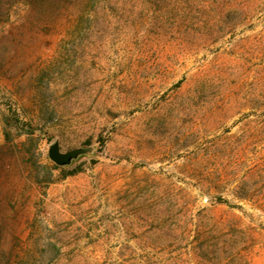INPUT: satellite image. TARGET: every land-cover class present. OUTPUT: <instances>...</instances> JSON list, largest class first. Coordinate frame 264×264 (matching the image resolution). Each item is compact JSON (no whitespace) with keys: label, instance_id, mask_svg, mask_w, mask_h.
<instances>
[{"label":"rangeland","instance_id":"374dc122","mask_svg":"<svg viewBox=\"0 0 264 264\" xmlns=\"http://www.w3.org/2000/svg\"><path fill=\"white\" fill-rule=\"evenodd\" d=\"M0 264H264V0H0Z\"/></svg>","mask_w":264,"mask_h":264},{"label":"water","instance_id":"95a60500","mask_svg":"<svg viewBox=\"0 0 264 264\" xmlns=\"http://www.w3.org/2000/svg\"><path fill=\"white\" fill-rule=\"evenodd\" d=\"M97 145L80 146L68 151L60 150L59 141L56 139L47 149L48 159L58 168H71L82 159L88 161L98 158Z\"/></svg>","mask_w":264,"mask_h":264},{"label":"trees","instance_id":"16d2710c","mask_svg":"<svg viewBox=\"0 0 264 264\" xmlns=\"http://www.w3.org/2000/svg\"><path fill=\"white\" fill-rule=\"evenodd\" d=\"M54 168L56 169L57 167H56V166H54Z\"/></svg>","mask_w":264,"mask_h":264}]
</instances>
